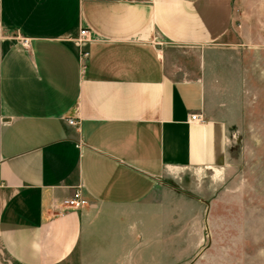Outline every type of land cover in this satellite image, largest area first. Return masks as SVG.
<instances>
[{"label": "crops", "instance_id": "0c3cea01", "mask_svg": "<svg viewBox=\"0 0 264 264\" xmlns=\"http://www.w3.org/2000/svg\"><path fill=\"white\" fill-rule=\"evenodd\" d=\"M0 25V264H160L204 243L264 82V0H0ZM78 186L89 206L59 214Z\"/></svg>", "mask_w": 264, "mask_h": 264}, {"label": "rangeland", "instance_id": "374dc122", "mask_svg": "<svg viewBox=\"0 0 264 264\" xmlns=\"http://www.w3.org/2000/svg\"><path fill=\"white\" fill-rule=\"evenodd\" d=\"M261 82L254 95L251 93V99L241 102L240 110L246 111L243 130L232 132L230 165L217 176L216 192L209 199L213 208L205 242L201 230L193 231L191 247L177 244L176 260H161L160 264H264V82Z\"/></svg>", "mask_w": 264, "mask_h": 264}, {"label": "built area", "instance_id": "2783aa9c", "mask_svg": "<svg viewBox=\"0 0 264 264\" xmlns=\"http://www.w3.org/2000/svg\"><path fill=\"white\" fill-rule=\"evenodd\" d=\"M1 37H2V27L0 25V38ZM16 39L21 42L24 48L26 49L31 48V40L21 35V33L17 34ZM76 41L79 43L81 47V53H80L81 67L82 70L85 71L87 68L86 61L89 58V51L85 49L86 45L90 42L89 31L84 28L81 29L78 37L76 38ZM191 121L202 123L204 120L200 115H192ZM69 124L77 125V122L74 120H70ZM87 206H89V201L85 195V191L82 186H78L75 189L73 195L70 198L63 201L59 214L65 213L66 211L69 210H81Z\"/></svg>", "mask_w": 264, "mask_h": 264}]
</instances>
